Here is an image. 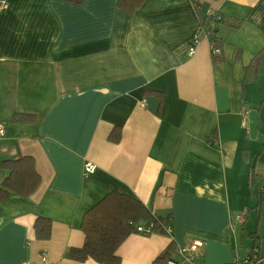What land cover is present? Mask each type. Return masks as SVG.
Segmentation results:
<instances>
[{
    "label": "crops",
    "instance_id": "obj_1",
    "mask_svg": "<svg viewBox=\"0 0 264 264\" xmlns=\"http://www.w3.org/2000/svg\"><path fill=\"white\" fill-rule=\"evenodd\" d=\"M25 157L37 190L3 197L4 163ZM263 174L264 0H147L133 15L118 0H0V264H99L68 254L113 191L171 217L167 235L128 236L121 264L181 260L193 242L199 263L263 254L246 227L264 218Z\"/></svg>",
    "mask_w": 264,
    "mask_h": 264
},
{
    "label": "trees",
    "instance_id": "obj_2",
    "mask_svg": "<svg viewBox=\"0 0 264 264\" xmlns=\"http://www.w3.org/2000/svg\"><path fill=\"white\" fill-rule=\"evenodd\" d=\"M64 1L81 4L84 0ZM146 1L118 0V7L126 14L133 15ZM210 17L202 27L210 26L215 20V16ZM212 41H217L215 36ZM4 164L9 176L3 185V197L15 194L27 197L37 190L41 178L32 158L25 157ZM170 225L171 217H156L140 201L113 191L85 213L81 226L86 235L85 244L82 248L71 249L68 257L78 262L91 259L99 264H121L117 251L128 236L137 232V226L149 228V234L167 235ZM34 229L38 240H49L53 223L48 218H39ZM168 255L169 251L159 261H168Z\"/></svg>",
    "mask_w": 264,
    "mask_h": 264
},
{
    "label": "built area",
    "instance_id": "obj_3",
    "mask_svg": "<svg viewBox=\"0 0 264 264\" xmlns=\"http://www.w3.org/2000/svg\"><path fill=\"white\" fill-rule=\"evenodd\" d=\"M3 7L5 8L6 5L3 4ZM201 30H199L193 37V43L198 44L201 40ZM211 35H209L210 37ZM191 52H194V48L191 49ZM220 50L218 48L213 47L212 48V54H219ZM244 114H247L248 112L246 109H244ZM85 171L87 174H92L96 171V166H94L91 163H87L85 165ZM168 231H171V229H168ZM137 232L139 233H150L149 228H145L143 226H137ZM201 247V243L199 242H193L188 247L180 249L178 254L181 256V260H169L167 264H205V263H199L194 261L193 254L196 253L199 248ZM230 264H264V253H260L259 251L252 252L250 255H248L245 259L242 260H234Z\"/></svg>",
    "mask_w": 264,
    "mask_h": 264
},
{
    "label": "rangeland",
    "instance_id": "obj_4",
    "mask_svg": "<svg viewBox=\"0 0 264 264\" xmlns=\"http://www.w3.org/2000/svg\"><path fill=\"white\" fill-rule=\"evenodd\" d=\"M255 178H256V181L258 183V186L259 187H262L263 184H260L262 180L260 178L258 179V177H255ZM253 186L255 187V184H252V187ZM250 213H252V214H251L250 219L247 218L248 224H247L246 227L249 228V229L252 228L254 231L258 229L259 232H260V235L259 236L261 237L260 240L262 241V245H264V236L261 235V234L264 233V222H263L264 221V218L261 217V219H260L261 221H259V218L257 217V213L256 212H250Z\"/></svg>",
    "mask_w": 264,
    "mask_h": 264
}]
</instances>
